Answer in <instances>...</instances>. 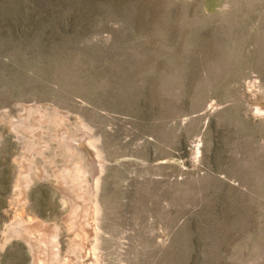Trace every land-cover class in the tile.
I'll return each mask as SVG.
<instances>
[{
    "label": "rangeland",
    "instance_id": "rangeland-1",
    "mask_svg": "<svg viewBox=\"0 0 264 264\" xmlns=\"http://www.w3.org/2000/svg\"><path fill=\"white\" fill-rule=\"evenodd\" d=\"M52 234L51 264H264V0H0V264Z\"/></svg>",
    "mask_w": 264,
    "mask_h": 264
},
{
    "label": "bare ground",
    "instance_id": "bare-ground-1",
    "mask_svg": "<svg viewBox=\"0 0 264 264\" xmlns=\"http://www.w3.org/2000/svg\"><path fill=\"white\" fill-rule=\"evenodd\" d=\"M258 110V109H257ZM70 146V145H69ZM80 170L76 167V174L74 176H76V180H78L80 182V184L82 183L83 179H82V172H79ZM68 174V172H67ZM82 203V202H81ZM85 203V202H84ZM81 208L77 207L74 211L76 213H74L76 216L77 212L80 210ZM72 216V215H71ZM74 220L70 219V223H73ZM18 223V222H17ZM15 225V224H14ZM20 225V224H18ZM18 228V227H17ZM19 230H25L23 229V227L20 225ZM17 229V230H18ZM16 230V229H15ZM13 231V230H12ZM25 232H28L25 230ZM16 233V232H15ZM21 233V232H20ZM30 233V232H29ZM41 242H43V246L44 248L41 251V260L44 262V264H51L52 260H56L57 258V243L55 240V234L49 235L46 238H42L40 239Z\"/></svg>",
    "mask_w": 264,
    "mask_h": 264
}]
</instances>
